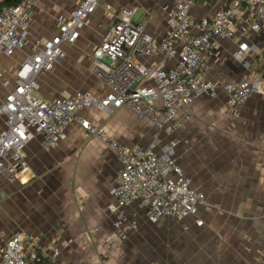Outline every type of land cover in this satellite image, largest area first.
Listing matches in <instances>:
<instances>
[{"label": "crops", "instance_id": "1", "mask_svg": "<svg viewBox=\"0 0 264 264\" xmlns=\"http://www.w3.org/2000/svg\"><path fill=\"white\" fill-rule=\"evenodd\" d=\"M227 3L197 0L191 13L199 20L214 15ZM78 4L79 0H40L30 21V39L43 42L53 37L58 16L70 13ZM106 4L116 9L137 6L148 30L161 36L166 31V13L174 2L153 11L141 3L127 6L120 0L102 1L87 19L78 41L63 45L66 56L39 76L46 97L70 96L78 90L100 95L109 90L95 76L91 56L113 22ZM253 19L250 11L237 17V40L219 41L206 57V77L219 83L264 77V25L259 32L248 30ZM240 44L254 45L247 58L252 63L250 68L235 55ZM27 52L5 56L4 66L15 69ZM172 64L170 61L167 66ZM226 107L227 96L221 92L215 98L196 99L179 114L178 161L192 178V185L208 200L199 210L201 224L194 217L180 222H149L136 201L124 208V214H136L138 229L130 231L122 243L106 242L115 220L109 209L114 202L110 189L119 181L122 164L101 140L72 124L67 137L55 148H45L40 139L28 144L29 168L21 180L11 183L0 178L1 199L9 193L12 234L19 230L31 233L39 253L54 240L73 238L54 264H257L264 252V97L252 95L238 117L230 116ZM186 112L191 115L188 120L184 118ZM84 114L126 145H148L155 129L150 120L139 118L126 107L112 114L99 110ZM85 230H90L88 236L83 235Z\"/></svg>", "mask_w": 264, "mask_h": 264}, {"label": "built area", "instance_id": "2", "mask_svg": "<svg viewBox=\"0 0 264 264\" xmlns=\"http://www.w3.org/2000/svg\"><path fill=\"white\" fill-rule=\"evenodd\" d=\"M39 1L19 0L0 8V178L11 183L21 180L29 168L28 144L40 139L45 148H55L67 137L68 127L76 124L87 135L101 140L122 164L119 181L110 189L114 202L109 209L115 220L106 242L122 243L130 231L138 229L136 214H124V208L136 201L149 222H180L194 217L201 224L199 210L208 200L192 185V178L178 161L179 114L196 99L215 98L223 92L227 112L238 117L246 101L255 92H263L264 78L219 83L206 77L205 70L206 57L220 40H237L238 16L252 12L254 19L248 22V30L262 29L264 0H228L214 15L199 20L191 13L197 0H175L166 13V31L161 36L148 30L137 6L116 9L106 4L113 22L91 56L95 76L109 90L100 95L78 90L55 98L43 94L38 78L66 56L63 45L78 41L87 19L104 0H79L70 13L58 16L57 33L43 42L29 36ZM25 49L24 60L14 70L4 66L5 56ZM253 52L254 45L240 44L235 55L250 68L252 63L247 58ZM170 61L173 64L167 66ZM122 107L151 121L155 129L148 145L123 144L84 114L87 110L112 114ZM190 116L184 114L186 120ZM89 234L90 230L83 232L84 236ZM73 242V238L54 240L39 253L36 238L19 230L0 246V264H54ZM257 264H264V252Z\"/></svg>", "mask_w": 264, "mask_h": 264}, {"label": "rangeland", "instance_id": "3", "mask_svg": "<svg viewBox=\"0 0 264 264\" xmlns=\"http://www.w3.org/2000/svg\"><path fill=\"white\" fill-rule=\"evenodd\" d=\"M120 1L123 4H126L127 6H132L136 3H141V4H144L148 8H152L153 11L155 8L160 9L162 5L171 4L175 2V0H120ZM258 78H264V77L259 76ZM254 95L258 97H264V90L263 92H257V93L255 92L253 96ZM8 194L9 193H7V195L5 194V197H3V199L0 200V242L5 239H8L10 235L14 232V228L11 227V221L14 219L13 213L8 212L7 210V198L9 197ZM21 212H22V208H21L20 213Z\"/></svg>", "mask_w": 264, "mask_h": 264}, {"label": "trees", "instance_id": "4", "mask_svg": "<svg viewBox=\"0 0 264 264\" xmlns=\"http://www.w3.org/2000/svg\"><path fill=\"white\" fill-rule=\"evenodd\" d=\"M18 1L19 0H4L3 2H0V8L7 5L16 4Z\"/></svg>", "mask_w": 264, "mask_h": 264}]
</instances>
